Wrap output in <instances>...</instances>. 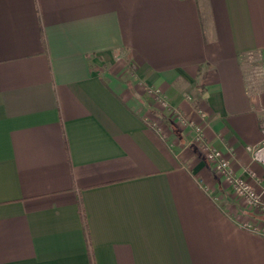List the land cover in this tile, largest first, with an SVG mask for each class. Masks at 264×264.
I'll list each match as a JSON object with an SVG mask.
<instances>
[{
    "label": "crops",
    "instance_id": "crops-1",
    "mask_svg": "<svg viewBox=\"0 0 264 264\" xmlns=\"http://www.w3.org/2000/svg\"><path fill=\"white\" fill-rule=\"evenodd\" d=\"M248 52L264 0H0V264H264Z\"/></svg>",
    "mask_w": 264,
    "mask_h": 264
},
{
    "label": "built area",
    "instance_id": "built-area-1",
    "mask_svg": "<svg viewBox=\"0 0 264 264\" xmlns=\"http://www.w3.org/2000/svg\"><path fill=\"white\" fill-rule=\"evenodd\" d=\"M244 56L251 62V85L253 87L261 86L264 83V70L259 64L258 54L256 52H248ZM196 141L199 143L203 141L200 133L197 134ZM203 146L208 160L215 164L216 170L222 174L226 183L233 188L236 194L243 198L250 208L264 210L263 192L258 191L252 183L238 176L221 151L207 144H203ZM247 150L251 154L253 161L264 167V137L257 145L247 146Z\"/></svg>",
    "mask_w": 264,
    "mask_h": 264
}]
</instances>
